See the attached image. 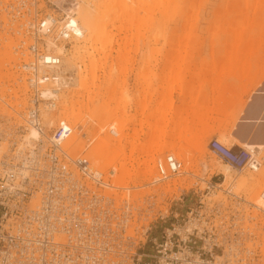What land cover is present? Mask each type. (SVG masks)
I'll return each instance as SVG.
<instances>
[{"label":"rangeland","instance_id":"obj_1","mask_svg":"<svg viewBox=\"0 0 264 264\" xmlns=\"http://www.w3.org/2000/svg\"><path fill=\"white\" fill-rule=\"evenodd\" d=\"M109 1L115 6L94 19L100 23L96 42L91 48L88 44L86 49L78 50L76 46L71 51V63L90 66V53L99 62L88 74V90L81 92L79 103L74 104L77 97L72 95L78 87L64 89L57 108L43 112L41 129L48 137L59 126L66 134L73 132L71 145L77 150L85 140H92L90 151L97 137L111 142L114 150L126 145L122 158L132 155L139 163L150 156L141 151L132 154L131 145L146 144L155 129L165 132L160 151L151 152L152 160L145 167L151 169L149 180L144 182H150L148 187L133 189L129 194V199L142 211L135 225L137 247L150 248L151 238L160 235L175 219L184 218L200 202L208 213L214 205L221 207L222 214L215 222L225 227L227 234H244L241 246L232 244L233 252L241 249V255L250 262L264 263V209L262 214H256L260 220L254 217L255 210L250 205L257 206L254 196L264 189V0ZM39 4L44 12L57 11L59 18L65 14L64 8L80 10L84 25L86 18L92 17L85 0H39ZM55 31L42 35L43 42L54 39ZM102 34H109L111 39L103 42ZM3 36L0 34V51L4 53L5 48L12 57L0 62V70L5 72V80L0 84V163L25 164L29 147L23 148L20 156L17 152L23 139L33 137L32 128L26 125L30 89L26 73L20 66L14 67L25 57L16 52L17 43L10 36ZM21 84L26 87L25 94L22 87V93L19 92L18 102L24 103L21 107L9 108L1 102L2 96L6 102H14L9 94L19 90ZM66 101L70 104L67 111L62 109ZM109 126L118 133L116 141L107 134ZM180 130H185L187 139L193 141L186 156L177 153L182 175L155 184L153 166L166 155L174 156L168 146L176 143ZM84 135L86 139L82 138ZM220 136L225 139L221 141ZM212 138L233 149H247L242 145L245 142L263 144L262 153L257 154V172H237L234 168L226 172L227 163L209 148ZM35 145L38 150L34 151L41 156L49 144L42 137ZM89 151L88 162L102 170L104 164L97 158L98 153ZM116 161L118 165L120 161ZM138 168L137 163L128 166L129 170ZM229 174L236 179L232 195L219 192L227 186L229 190ZM113 177L107 180L111 182ZM224 179L226 186L222 185ZM21 182L20 177H5L2 185L8 189L14 184L17 188ZM140 182L138 179L135 184ZM209 184L221 187L212 194ZM150 190L152 195H148ZM133 195L136 198L132 199ZM28 200L33 205L38 198Z\"/></svg>","mask_w":264,"mask_h":264},{"label":"built area","instance_id":"obj_2","mask_svg":"<svg viewBox=\"0 0 264 264\" xmlns=\"http://www.w3.org/2000/svg\"><path fill=\"white\" fill-rule=\"evenodd\" d=\"M47 17L58 21L63 16L44 12L39 0H0V34L10 36L17 43L16 52L27 57L16 64V69L31 67L46 53L37 29ZM0 74L5 80V72L1 70ZM49 80L54 78L47 76L45 84ZM28 85L31 101L27 119L39 103H50L37 97L31 76ZM108 133L116 141V130L109 127ZM51 135L57 139L61 130L56 127ZM92 142L85 140L80 149L73 151L72 145L68 149L50 145L40 151L42 156L36 154L32 160L33 156L26 153L25 164L16 165L24 168L23 174L0 176V264H264L250 262L241 255V249L233 252L232 244L241 246L244 234H227L226 228L215 222L222 214L221 207L214 205L208 213L200 202L184 218L175 219L160 235L151 238L150 248L137 247L135 225L142 211L134 201L123 197L129 191L110 185L105 173L97 178L86 175V151ZM209 148L236 170L255 172L259 166L247 149L228 148L217 139L210 141ZM14 164L2 163L5 167ZM179 170L180 162L174 156L156 161V175L162 179ZM13 176L22 179L21 186L7 189L2 181ZM6 195L10 197L6 199ZM35 197L37 202L30 205L28 199ZM261 197L264 199V192Z\"/></svg>","mask_w":264,"mask_h":264},{"label":"bare ground","instance_id":"obj_3","mask_svg":"<svg viewBox=\"0 0 264 264\" xmlns=\"http://www.w3.org/2000/svg\"><path fill=\"white\" fill-rule=\"evenodd\" d=\"M85 3L87 5V8L92 13V17L88 16L86 18V20H85L86 25L82 24L83 22L81 21L80 10H76V9L67 10L65 8L63 9V11L64 10L66 11L65 12L66 16L63 15L61 20H58V21L55 20L54 21L51 19V17H47L39 23V27H38L37 31H39L41 33L40 34L41 37H43L42 35H47L48 33L51 34L52 30L53 31L56 30L54 36L58 37V39H61V40L57 42L53 38H48L46 43H43V46L45 48L46 53L41 57V59H38L37 61H35V63H33L31 67L25 66L22 69L24 71V73H26L27 76H31V79L33 77V79L35 80V86L34 87H35V92L37 93V97H41L43 99L49 100L50 103H46V102H43L42 104L39 103L37 110H36V108L33 109L34 106L32 105L31 109H33V110H31L29 113V119H27L28 122L26 125L28 127L32 128L31 132H32L33 137L31 139H28V140L23 139V142L19 145V149L17 152L18 156L21 155L20 152L23 148L29 147V152L33 156L31 158V160L34 159V157L36 156V152L34 151L35 150L34 148H36L35 144H36V142L40 141V139L42 137L47 140V142L49 144L48 147H50V145H51V146H56V147L60 148V145H61L63 149L64 148L68 149V147L71 145V141H73V132L66 134L64 128L60 127V126L58 127L59 130H61V135L59 138L55 139V137L53 135H50L48 137L43 132V130L41 129L43 126L40 125V123H41L42 118H43V114H44L43 112L52 111V110H55L57 108V103L61 100V94L64 93V91H63L64 89H67V88L70 89L72 87H76V88L78 87V89H76V92L74 89L75 94L72 95V97L73 96L77 97V99L73 101L74 104H76L77 102L79 103L80 98L83 95V93H81V92L87 91L89 88V85L87 82L88 74L90 73L91 70H93L94 67H97L99 64L98 61H94V58L90 52H89L90 53L89 54V61L91 63L90 66L87 64L86 65L82 64L81 61H80L81 63H79V64L71 63V60L73 58V52H71V51H73L74 47H76V46L78 47V50L86 49L88 47H90V48L92 47L91 44L96 42L95 39L99 37L98 30H99V26H100V23L97 21L95 22L94 19L97 17V15L99 13L103 12L104 10L108 9L109 7L115 6V4L113 5L111 3V1H109V0L104 2V3L100 2L98 0H85ZM39 7L41 8V6H39ZM42 10H43V8H42ZM61 10H62V8H61ZM55 12H57V11H55ZM110 39L111 38H110L109 34L108 35L102 34V41L103 42H108ZM6 44H8V43H6ZM88 44H90V46L87 47ZM8 45L7 46L5 45V46L8 47ZM3 49H4V53H3V51L2 52L0 51V62L1 63L5 62V60L7 58L12 57L10 55L11 53L9 54L8 52H6L5 48H3ZM14 57H16V56H14ZM26 59H27V57L25 56L24 61H26ZM14 62H16L15 58H13V60H12L13 65H14ZM12 68H13V66H11V69ZM83 72H87V74H83ZM49 74H52V75H49ZM0 76H2V74H0ZM47 76L49 78H51V77L54 78V81L49 80L48 84H45L44 81L47 78ZM2 82L3 81L0 78V84ZM24 84H21L19 87V90H15L12 93V95L9 94L10 97H12V96L14 97V99H15L14 102H12V103L10 101L6 102L4 100V96L1 97V102L6 104L9 108L15 107L17 109V108L21 107V105H23L24 103H23V101L18 102L21 100L20 99L21 95H19V92L21 91V87H22V91L24 89L26 90V87ZM4 88L5 87H3V92L6 91ZM25 90H24V94H25ZM67 92H68V90H67ZM20 93H22V92H20ZM96 95H98V92L96 93ZM18 99H20V100H18ZM69 108H70V104L66 101V104H64L62 106V109L67 111ZM48 113H50V112H48ZM257 119H258V117H257ZM156 123H158V122H156ZM109 127L111 129H113L112 126H109ZM109 127L107 130H109ZM121 130L122 129L120 127L119 133L122 132ZM154 131L155 132H154L153 137L146 144H144V145L132 144L131 145L130 152L132 154L136 151H141V153H146L147 156H150V159L145 160L141 163L138 162V159H136V160L133 159L132 155L129 158H126V157L122 158V156L125 155L126 145H119L117 150H114L113 144L111 142H107L104 139L97 137V141H96V143H94L95 145H93L92 149L89 152L91 154L93 152L98 153L97 158L99 159V161H101L104 164V167L102 168V170H97L94 168V166H92V163H89V166L87 167L86 175L88 177L93 175L97 178V176H99V173H102V172L109 175V173H106V171L109 170L108 172H110L111 175L113 174L112 177L114 175H116L115 177H113V179L111 178L112 181L110 182V185H115L116 187L124 188V189H126V191H129V193L125 192V195L123 197L125 199L130 200L129 194H130L131 190L149 185L150 182H148V183L147 182L144 183V182L146 180H149L148 177L151 175V169L145 168V167L147 166V162L152 160L153 155H151V154H153V153H151V152H159L160 147L162 146L163 142L165 141V138H163V135L165 134V132H162V131L160 132L157 129H155ZM107 134H108L109 138H111L108 132H107ZM133 134L135 135V134H137V132H134ZM134 135L130 136V138L134 137ZM182 135H184V136H182ZM117 137H119L118 133H117ZM212 139H214V138H212ZM219 139L222 141L225 139V136H220ZM176 140H177L176 143L170 144L168 146V149H170L171 150L170 152L174 155V157L177 158V155H178L177 153L183 152L185 154L186 149L193 145V141L187 139V135H186L185 130H180V136H178ZM263 144H264V142H263ZM263 144H261V145L260 144H250L247 142L242 143V145L245 148H247L252 153V155L257 159V161H258V155H260L262 153V148H263L262 145ZM201 146H203V144H201ZM73 149H74L73 147H70L71 151H73ZM185 156H186V154H185ZM117 159L120 162H118L119 163L118 165H115V163L117 162L116 161ZM177 160H178V158H177ZM220 161H221V159H220ZM28 162L30 163V160ZM135 163L139 164V168L136 170H129L128 166L134 165ZM258 163H259V161H258ZM16 165L19 166L20 164L16 163L13 166H11L10 168H6L5 166L2 165V163H0V176H2L3 173H12L13 175H18L20 173L23 174L24 173L23 171H25L24 168H22V167L16 168ZM224 165L227 166V167H225L226 172L230 173L232 171V167L228 164H224ZM155 166L156 165H154L153 167H154L155 175H156V169H155L156 167ZM259 166H260V164H259ZM259 166L257 167V169L259 168ZM104 169H107V170H104ZM180 169H181V166H180ZM257 169L255 172H257ZM77 171H78V169H77ZM238 171L241 172L243 170H238ZM181 173H182L181 170H179L175 175L179 176ZM185 174H189V171H186ZM238 174H240V173H238ZM79 175L83 176L81 174H79ZM110 176L109 177L106 176V177L110 178ZM229 177L231 180V182L229 183V187H230L229 190L227 189L228 186H227V188L224 187V189H222V188L220 189V187H221L220 184H216V185L215 184H209V187L212 190V194L217 189H220L219 192L220 191L221 192H228L229 195H232L233 194L232 189H234V184L236 183L235 182L236 179L235 178L232 179L230 174H229ZM168 178H166V179H168ZM224 178L226 179V175L224 176ZM138 179H140L141 182L138 184H135V181ZM161 179L162 178H160L159 176L156 175V178L154 179L155 184H157L158 182H162V181L166 180V179H162V180ZM225 179H224L222 185L224 184ZM19 183H20V181H19ZM151 184H153V183L151 182ZM13 186H14V184H13ZM263 192H264V189L256 194L258 196H254L257 199L256 200L257 206L252 205L248 201H246L255 210V211L253 210L255 212V213H253L254 217H258L259 219H260V217L257 216L256 214L257 213L259 214V212L262 214V212H263L262 209H264V199L261 197V193H263ZM122 193L123 192H121V194ZM152 194H153V191H151V190L148 191V195H152ZM134 198H136V197L133 195L132 199H134ZM135 205H136V203H135ZM136 207L138 209H140V207L138 205H136ZM250 214H252V213H250ZM253 214H252V216H253ZM261 225H264V223H262V221H261Z\"/></svg>","mask_w":264,"mask_h":264}]
</instances>
